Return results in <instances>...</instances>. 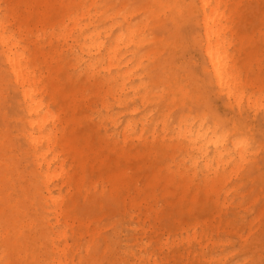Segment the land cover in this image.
<instances>
[{
  "label": "bare ground",
  "instance_id": "obj_1",
  "mask_svg": "<svg viewBox=\"0 0 264 264\" xmlns=\"http://www.w3.org/2000/svg\"><path fill=\"white\" fill-rule=\"evenodd\" d=\"M129 1L0 0V100L14 93L13 120L34 165L20 170L18 150L2 140L3 264H224L214 255L227 245L220 234L242 238L236 223L249 209L239 190L259 167L256 154L242 165L243 150L219 141L222 130L202 114L174 120L177 102L191 99L192 79L178 72L167 26L193 27L200 69L207 65L214 77L219 69L216 88L232 106L264 85V0ZM137 99L141 106L131 108ZM122 110L130 115L124 122ZM2 116L7 134L12 119ZM145 171L152 173L140 187L136 175ZM160 185L175 217L167 229L140 220L123 239L116 223L108 233L102 220L78 211L80 198L99 195L117 201L124 219L143 208L159 219Z\"/></svg>",
  "mask_w": 264,
  "mask_h": 264
},
{
  "label": "rangeland",
  "instance_id": "obj_2",
  "mask_svg": "<svg viewBox=\"0 0 264 264\" xmlns=\"http://www.w3.org/2000/svg\"><path fill=\"white\" fill-rule=\"evenodd\" d=\"M147 0H131L128 3L135 6H141L145 4ZM260 9L255 8V14L253 16L255 27H260ZM189 33H191V30H193L192 26H186ZM196 53V64L200 68V63L202 61L201 55L199 53L198 48L195 49ZM190 57H185L184 53L181 51H178L175 54V65L178 68L179 74L182 76L183 79L185 77L191 76L192 74L187 72L186 65L188 63V60ZM201 71V69H200ZM198 75V73H197ZM188 87L192 86L195 87V84L193 80H190L187 82ZM14 93L11 92L7 100L1 99L0 100V132L3 129V116L6 114L10 119L9 124V133L7 134H0V144L2 140L8 139L10 143L14 146L16 151H20V149L23 150L22 155L20 152L17 151V153H14L17 157L16 161H18L20 170H26L30 172V170L34 167L33 165V159L30 155L26 154V151L28 149V143L26 142L25 138L23 137V134H19L17 131L18 123L13 120V116L16 113V103L13 101ZM216 107L219 113L226 114L232 111V106L229 105V102L227 99H225L224 96H222L219 92L216 96ZM185 103H182V100L180 99L177 102L176 108H174V120H176L179 116L183 114H189L192 113L193 116H197L202 114L199 111L198 106L194 107L191 99H186L184 101ZM141 106V102L137 99L135 102L130 104V107ZM191 109V111H190ZM237 113L239 112V109L236 107ZM115 112L121 111L118 108H115ZM140 113L137 114V117H139ZM130 115L128 112L122 110L121 120L124 122L126 119H128ZM17 125V126H16ZM91 126H96L95 124H88L85 126L86 129H89ZM108 129L112 130L113 128L108 125ZM256 131L259 132V124L257 122L256 124ZM11 133V134H10ZM105 135V134H101ZM116 135V134H115ZM117 137L120 138V140L123 139L122 135L118 134ZM256 156H253V161L256 160L258 162V169L254 170L252 175L249 177L250 181L244 182V186L239 190V193L243 196H246L245 203H244V209H249L248 212L243 210L241 212V215L245 217L244 222L236 223V225L241 229V235L242 238L238 235L231 234L230 232H225L220 234V240L227 244L223 247L220 246V248L217 250V253L215 256H222L226 257L227 260L224 264H234V262H237V264H243L244 261H260L262 257H264V215L261 216V210L264 207V156H261L259 153V150L257 149L255 152ZM252 160V159H251ZM152 171H145L144 173H140L136 175L137 180L139 181V186L142 187L146 181H147V175L151 174ZM157 192L159 194V203L158 208H163L162 213L159 219H156L155 216H152L151 218H147L145 215V208L142 209V213H140L139 210H135V216L133 219H131L129 216H126L124 219V213L121 208H119V204L117 201L112 200L109 196H106L105 198L99 197V195L95 197H90L89 199H83L80 198L78 200L77 206L78 211L82 215H92L95 216L97 219L102 220L105 226H107L108 233L113 232V228L109 225L116 223L118 225V230H122L123 232V239L126 237L129 239L131 235H133V231L131 230L132 227L136 226L139 221L143 223L145 221V224L147 226H159L165 227V229L169 228V226L174 223L175 217H174V211L171 206H166L165 201L162 199V193H163V186L160 185L156 188ZM239 197H235L234 204L236 205L239 201ZM255 199H259V202L255 205H253V201ZM91 200H95L94 202H90ZM253 205V206H252ZM232 213V211H230ZM230 218L234 219L233 215H230ZM253 233V234H251ZM249 234V235H248ZM249 238L248 243L244 245L245 242H243L244 239ZM133 242V238L131 240ZM229 242V243H228ZM156 245V243H155ZM221 249V250H220Z\"/></svg>",
  "mask_w": 264,
  "mask_h": 264
},
{
  "label": "snow or ice",
  "instance_id": "obj_3",
  "mask_svg": "<svg viewBox=\"0 0 264 264\" xmlns=\"http://www.w3.org/2000/svg\"><path fill=\"white\" fill-rule=\"evenodd\" d=\"M192 19L195 21L197 17L194 15ZM167 28L172 33L170 40L173 45L184 53L185 57H190L186 68L187 72L192 74L191 79L195 87L190 86L186 91V96L191 98L194 107L198 106L205 124L215 123L217 132L221 133L222 130L219 141H226L229 144L234 142L238 148L243 150L245 154L240 157L242 165L250 162L247 153L255 152L258 149L261 156H264V85L258 95L253 94L246 101L238 97L236 104L232 105L231 112L219 113L216 107V96L219 91L216 88V79H223L219 69L216 70L215 77L207 65L204 66L203 71H200L196 64L195 53V49L199 46L198 42L192 39L182 21H173ZM209 54L211 55V53ZM249 91L251 90L249 89ZM237 104L239 105L238 113ZM257 122L259 124L258 133L256 131ZM11 240L10 234L4 236L5 247L11 243ZM8 264H16V262L9 261ZM93 264H109V262H93ZM243 264H264V257L258 262L244 261Z\"/></svg>",
  "mask_w": 264,
  "mask_h": 264
}]
</instances>
